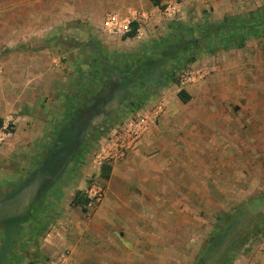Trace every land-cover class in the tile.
<instances>
[{
    "label": "rangeland",
    "instance_id": "1",
    "mask_svg": "<svg viewBox=\"0 0 264 264\" xmlns=\"http://www.w3.org/2000/svg\"><path fill=\"white\" fill-rule=\"evenodd\" d=\"M176 1L182 7L183 1ZM213 1L197 3L200 7H195V13L186 18L182 8L171 17L165 14L168 4L155 9L156 5L149 0H0V109L5 113L0 116L4 122L0 130V211L11 215L15 209L29 206L31 191L41 184L35 175L54 145L60 146L57 135L53 134L56 128H61L67 97L77 91L75 84L92 67L95 57L124 53L146 41H159L170 33L175 22L188 26L209 25L225 17L264 16V0H232V10L225 14L214 7ZM145 12L151 15L149 22L142 21L147 37L137 42L132 37L141 28L137 20ZM109 15L130 20L131 33L113 35L106 31L104 24ZM209 58L212 57L199 56L196 69L202 73L212 72V75L215 70L208 64ZM193 69L194 66H190L179 71L162 91L152 90V85L148 87L146 92H151V102L147 106L153 109L160 103L177 100L181 90L191 82L181 86L180 76L191 73L192 78ZM208 76L207 81H201L204 89L208 93L216 90L222 94L226 86L224 81ZM130 98L128 90H120L108 105L76 123V135L81 138V144L88 142L90 145L79 161L75 158L76 150H68L73 160H70L72 164L64 179L71 187L83 183L82 190L74 195L75 202L83 210L89 203L86 191L91 185L97 184L106 190L105 173L110 165L96 168L92 155L99 149L100 141L125 122L127 114L121 115V111ZM180 105L183 104L180 102ZM30 108H37L31 110L37 113L34 117L38 120L48 116L53 119L45 135L37 132L38 129L30 128V131L25 119L21 120V125L18 123V114L29 113ZM98 133L102 135L96 138ZM259 138L260 144L255 148L259 151L255 156L249 150L250 154L246 152L241 161L234 157L233 161L223 164L212 163L213 185L218 186L221 193L195 196L194 226L191 225L190 231L184 227L189 234L187 232L186 239L182 237L178 246L169 244L174 261L180 256L181 264H264V137L260 135ZM207 169L198 170V177ZM55 195L52 194L49 201ZM65 195L70 197L69 192ZM2 216L0 214L1 219ZM1 221L0 227H9ZM169 230L174 231L166 228ZM26 235L31 240L35 237L31 231ZM42 245L41 241L5 242L0 230V264H48L51 258L46 255L45 260L42 259ZM134 263L140 264V261Z\"/></svg>",
    "mask_w": 264,
    "mask_h": 264
},
{
    "label": "crops",
    "instance_id": "2",
    "mask_svg": "<svg viewBox=\"0 0 264 264\" xmlns=\"http://www.w3.org/2000/svg\"><path fill=\"white\" fill-rule=\"evenodd\" d=\"M182 1V7L176 0H160V5H169L167 16L177 15L182 8L189 18L194 8L200 7L196 4L205 0ZM231 1L214 0L212 4L225 14L232 10ZM191 3L193 6H188ZM150 16L145 12L137 20L141 28L132 37L135 41L146 39L142 23L149 22ZM152 41L124 53L139 51ZM199 56L212 57L207 62L213 66V74L196 69L198 57L188 66L195 68L190 82L195 84L189 83L181 90L189 97L187 102L181 100L179 93L177 100L163 104L164 110L159 114L156 108L147 106L150 100L136 112L148 119L149 127L124 160L110 165L109 178L104 180L105 197L100 204L89 201L88 210H83L75 202L74 195L82 190L83 183L71 187L65 180L64 174L73 160L68 150L73 147L64 145L61 155L57 156L60 170L56 175L50 176L43 170L45 165L40 166L35 178L42 185L31 191L29 206L18 208L20 211L14 208L11 215L0 211L4 215L0 219L9 226L0 227L4 241L12 244L41 241L42 259L46 255L51 258L48 264H136L134 261L181 264L180 256L174 261L169 244L178 246L182 237L186 239L189 234L196 219L195 196L221 193L213 185L212 163L223 164L233 161L234 157L241 161L246 152L250 154L249 150L255 156L259 151H255L260 144L259 137H264V37L252 38L240 49ZM209 74L224 81L222 94L216 90L208 93L201 85L209 79ZM30 110L24 115L18 114V123L21 125L25 119L29 129L46 134L53 119L48 116L38 120L34 117L37 113ZM136 113H130L125 120L129 121ZM0 116H5L2 109ZM206 168L198 177V170ZM52 194L56 195L49 201ZM40 197L42 200L36 206ZM28 231L35 234L32 240L25 236Z\"/></svg>",
    "mask_w": 264,
    "mask_h": 264
},
{
    "label": "trees",
    "instance_id": "3",
    "mask_svg": "<svg viewBox=\"0 0 264 264\" xmlns=\"http://www.w3.org/2000/svg\"><path fill=\"white\" fill-rule=\"evenodd\" d=\"M150 1L160 6V0ZM260 37H264V16L225 17L209 25L188 26L175 22L167 36L150 42L139 51L114 52L113 55L101 54L95 57L92 67L75 84L77 91L67 97L61 128H56L53 134L57 135L56 139L61 142L62 147L57 148L55 144L53 150L49 151L41 164V167L45 165L44 172L50 176L59 172L57 156L61 155L64 145H71L72 150H76L75 158L78 161L84 157V151L88 152L90 144H81V138L76 135V123L108 105L120 90H128L131 94L121 111V115L128 116L139 111L149 100L151 92H146L148 87L152 85V90L164 88L174 76H178L179 71L188 69L189 63L202 53L214 54L221 50L240 49L247 41ZM179 95L182 101L189 100L184 91ZM3 125L0 117V130ZM101 135L98 133L95 137ZM73 137H76L75 140ZM110 172L111 167L108 166L105 179L109 178ZM41 200L40 197L36 206Z\"/></svg>",
    "mask_w": 264,
    "mask_h": 264
},
{
    "label": "built area",
    "instance_id": "4",
    "mask_svg": "<svg viewBox=\"0 0 264 264\" xmlns=\"http://www.w3.org/2000/svg\"><path fill=\"white\" fill-rule=\"evenodd\" d=\"M131 25L130 20H120L116 15H109L104 24V29L113 35H123L131 33ZM190 80L191 73L182 74L179 78L181 86H185ZM163 110V104L156 108L157 114ZM148 127L147 118L141 113L133 114L129 121L125 120L121 126L100 141L99 149L92 155L93 164L96 168H101L104 164L111 165L116 161L124 160L132 147L141 140ZM86 195L89 201L100 204L105 197V191L103 187L95 184L87 189Z\"/></svg>",
    "mask_w": 264,
    "mask_h": 264
}]
</instances>
